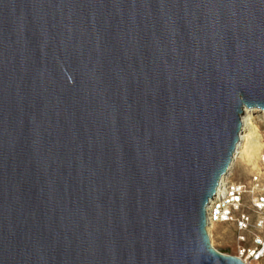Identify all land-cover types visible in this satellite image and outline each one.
I'll use <instances>...</instances> for the list:
<instances>
[{
  "label": "water",
  "instance_id": "obj_1",
  "mask_svg": "<svg viewBox=\"0 0 264 264\" xmlns=\"http://www.w3.org/2000/svg\"><path fill=\"white\" fill-rule=\"evenodd\" d=\"M264 110V0H0V264H246L207 205Z\"/></svg>",
  "mask_w": 264,
  "mask_h": 264
},
{
  "label": "built area",
  "instance_id": "obj_2",
  "mask_svg": "<svg viewBox=\"0 0 264 264\" xmlns=\"http://www.w3.org/2000/svg\"><path fill=\"white\" fill-rule=\"evenodd\" d=\"M257 126L255 139L260 146L248 179L235 178L237 161L207 205V219L212 228L235 224L236 256L246 264H264V130L258 123ZM238 151L234 159L240 155Z\"/></svg>",
  "mask_w": 264,
  "mask_h": 264
},
{
  "label": "bare ground",
  "instance_id": "obj_3",
  "mask_svg": "<svg viewBox=\"0 0 264 264\" xmlns=\"http://www.w3.org/2000/svg\"><path fill=\"white\" fill-rule=\"evenodd\" d=\"M260 113H263L262 117H264V110L258 109H245V112L242 116V123H243V131L241 133V141L238 147V153L240 155L236 156L233 160L231 171L233 170L234 165L237 161H242L244 163H248V165H254L256 154L259 149V143L256 141V131H257V122L260 120ZM260 117V118H259ZM228 177V173L223 176L222 180L224 181ZM208 232L210 236L212 235V231L214 228L208 224Z\"/></svg>",
  "mask_w": 264,
  "mask_h": 264
},
{
  "label": "rangeland",
  "instance_id": "obj_4",
  "mask_svg": "<svg viewBox=\"0 0 264 264\" xmlns=\"http://www.w3.org/2000/svg\"><path fill=\"white\" fill-rule=\"evenodd\" d=\"M260 115V120L258 124L261 130H264V117L263 113ZM251 172V166L248 163L242 161L238 162V166L235 172V178L246 180ZM212 245L217 249L231 255H237V240H236V230L234 223L221 224L212 231L210 236Z\"/></svg>",
  "mask_w": 264,
  "mask_h": 264
}]
</instances>
